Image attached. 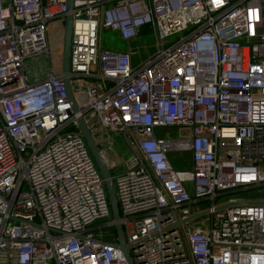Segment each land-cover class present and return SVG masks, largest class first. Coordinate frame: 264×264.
Listing matches in <instances>:
<instances>
[{"label": "built area", "instance_id": "1", "mask_svg": "<svg viewBox=\"0 0 264 264\" xmlns=\"http://www.w3.org/2000/svg\"><path fill=\"white\" fill-rule=\"evenodd\" d=\"M66 12V0H0V264H129L80 112L134 264H264V195H230L264 185V0H73L78 112L61 69L24 70L26 57L49 56ZM104 27L123 39L150 27L157 48L133 64L130 48L102 46ZM174 125L185 133L154 131ZM111 130L131 150L118 170ZM177 148L190 168L173 165ZM203 210L206 225L181 222Z\"/></svg>", "mask_w": 264, "mask_h": 264}, {"label": "rangeland", "instance_id": "2", "mask_svg": "<svg viewBox=\"0 0 264 264\" xmlns=\"http://www.w3.org/2000/svg\"><path fill=\"white\" fill-rule=\"evenodd\" d=\"M53 25L48 33L47 40L49 44V56L47 53H40L34 57L28 56L24 60V70L29 80H34L35 77L46 75V69L52 65L54 72H58L61 69V56H62V36H63V23L57 19L53 20ZM183 31L179 33H173L164 37L162 40L164 44L170 43L175 40ZM118 32L102 28L100 32L101 44L104 47L113 48L115 43L119 45H125L132 51V62L136 64L146 59L157 48L156 35L154 30L150 27H144L138 35L130 37L128 39L120 40L118 38ZM155 133L158 135H170V136H182L185 133L184 127L180 126H162L155 127ZM114 138L112 142V150L110 156H114L118 162L117 170L123 168V162L129 157L131 150L127 145L123 136L116 131H110ZM169 157L177 169H188L192 163L191 151L188 149H172L168 150ZM111 156V157H112ZM114 173V169H112ZM236 197L241 198H257L264 195V185L259 187H253L250 189L235 190L230 193ZM206 202H203L201 207H206ZM209 215L202 213L195 218L191 219L185 225L191 229L195 225H200ZM105 219H100L98 222H104ZM194 224V225H192ZM203 226V224H202Z\"/></svg>", "mask_w": 264, "mask_h": 264}, {"label": "water", "instance_id": "3", "mask_svg": "<svg viewBox=\"0 0 264 264\" xmlns=\"http://www.w3.org/2000/svg\"><path fill=\"white\" fill-rule=\"evenodd\" d=\"M67 4V12L63 18V36H62V57H61V72H62V80L65 86V91L67 94V98L71 100L72 103V111L78 112L79 106L77 103L76 98L73 95L72 92V86L70 81V76L68 75L69 72V55H70V37H71V28H72V11H73V0H66ZM77 121L78 126L80 129L81 134L84 136L85 142L88 146V149L99 169V172L101 173L109 204L111 209V215L114 221V227L116 229L117 233V247L122 251L123 255L125 256L127 262L129 264H134L133 259L130 254L129 250V244L126 243L122 223L119 220L120 212L119 207L117 203V198L115 195V189H114V182L113 178L111 176V172L108 166V163L104 157V154L102 150L99 147V144L90 130L85 116L82 112L78 113L77 115ZM205 213V210L199 211L196 213H193L192 215H189L188 217H185L181 222L189 221L196 216ZM179 222V223H181Z\"/></svg>", "mask_w": 264, "mask_h": 264}, {"label": "crops", "instance_id": "4", "mask_svg": "<svg viewBox=\"0 0 264 264\" xmlns=\"http://www.w3.org/2000/svg\"><path fill=\"white\" fill-rule=\"evenodd\" d=\"M52 25H53V24H52ZM118 38H119L120 40H123V38H121L120 35L118 36ZM112 45H113L114 48H118V49H128V47L125 46V45H119V44H117V43H115V45H114V44H112ZM202 224H203V225H206V221H204V220L202 221V220H201L200 225H202ZM192 225H194V224H192Z\"/></svg>", "mask_w": 264, "mask_h": 264}]
</instances>
